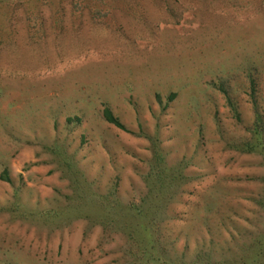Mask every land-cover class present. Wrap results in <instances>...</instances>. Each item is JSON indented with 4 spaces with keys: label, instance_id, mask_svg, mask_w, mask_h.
<instances>
[{
    "label": "rangeland",
    "instance_id": "rangeland-1",
    "mask_svg": "<svg viewBox=\"0 0 264 264\" xmlns=\"http://www.w3.org/2000/svg\"><path fill=\"white\" fill-rule=\"evenodd\" d=\"M232 2L0 0V171L13 180H0V264H123L120 233L85 231L79 218L56 227L39 213L71 193L56 152L73 155L96 190L118 178L122 201L136 202L153 143L196 176L175 264H264V157L231 147L253 119L243 89L246 68L264 70V0ZM26 12L41 14V35ZM219 84L235 105L238 86L242 123ZM105 105L141 136L106 122ZM194 209L205 225L189 219Z\"/></svg>",
    "mask_w": 264,
    "mask_h": 264
},
{
    "label": "trees",
    "instance_id": "trees-1",
    "mask_svg": "<svg viewBox=\"0 0 264 264\" xmlns=\"http://www.w3.org/2000/svg\"><path fill=\"white\" fill-rule=\"evenodd\" d=\"M1 1L9 2V0ZM239 1L233 0L232 3L245 5ZM248 4L251 5L252 0H248ZM80 9L78 11H81ZM96 14L98 15V12ZM25 18L29 22L30 31L34 29L32 33L40 32L39 35H41L42 32L37 30L35 25L36 21H40L39 25L43 24L41 14L39 12L29 14L28 12ZM31 21L33 24H30ZM259 68L254 64L246 68L245 78L248 86L243 89V92L248 96L251 104L253 119L244 126L245 132L248 133L247 136L236 141L231 147L239 152H260L264 157V70ZM217 87L223 93L234 118L240 123L242 118L237 98L238 86L236 85V105L230 96L229 89L221 84ZM239 87L242 88V84H239ZM172 98L173 94L167 97L168 100ZM102 118L121 130L137 136L142 134L141 131L138 133L129 130L108 105L102 108ZM66 122L76 124L80 122V117L68 116ZM83 142H85L84 138ZM153 147L154 152H150L147 159L149 164L147 170L139 173L145 182L146 191L136 202L122 201L118 178L110 181L106 190L99 188L101 191L99 192L96 190L98 187L92 185L91 181L89 182L86 178V172L77 167L73 155L56 152L58 159L55 161L60 168L61 165L64 166L61 168L64 170L62 178L70 182L71 193L63 205L50 211L40 212L43 218L39 219L59 227L62 224L70 225L73 220L79 218L85 221V231L98 227L105 237L120 233L126 242L122 256L123 264H175L179 262L180 257L186 255L189 233L186 224L179 225L176 222L185 223L188 220L187 215L190 208L184 209L186 202H183L182 198L188 191L187 183L196 176H190L187 173L189 165L187 161L180 159L174 164H168L167 152H159L156 148L157 144L153 143ZM0 180L12 184L13 180L7 167H3L0 171ZM189 219L194 220L199 226L206 224V217L200 213V210L194 209ZM177 235L180 236L176 237ZM180 237L184 239L181 256L175 253V246ZM261 237L264 239V231ZM258 241H261L260 237ZM197 253L200 255L202 250ZM201 261L202 259L197 257L193 264H206Z\"/></svg>",
    "mask_w": 264,
    "mask_h": 264
}]
</instances>
